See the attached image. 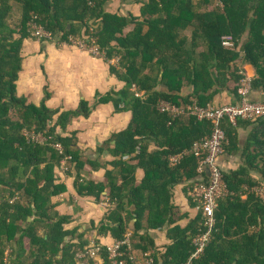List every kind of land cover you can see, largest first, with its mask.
<instances>
[{"label": "trees", "instance_id": "1", "mask_svg": "<svg viewBox=\"0 0 264 264\" xmlns=\"http://www.w3.org/2000/svg\"><path fill=\"white\" fill-rule=\"evenodd\" d=\"M108 2L0 0V264H97L96 259H78V253H86L89 247L83 236L64 244L71 235L65 230L70 219L58 214L53 198L65 191L57 184L55 171L67 157L71 160L66 173H76L80 196L100 201L106 190L110 191L113 208L99 227V235L111 234L115 241L130 235L133 251L150 254L152 264H184L193 252V238L203 231L202 212L195 226L169 232L171 237L179 236L165 253L141 233L143 225L152 230L172 222L171 190L177 184L185 180L194 187L207 182L206 174L197 172L196 157L185 153L211 135L212 125L187 114L162 113L159 103L168 102L179 109L194 103L208 107L216 95L229 92L233 83V105L238 104L242 54L256 72L252 90L264 91V0H149L141 18L107 13ZM16 16H20L18 29L11 26ZM32 22L51 32L58 43L68 42L70 37L86 43L95 40L107 61L120 60L124 71L114 66L111 70L125 88L97 97L93 104L83 101L77 110L63 113L17 97L20 53L23 41L32 38ZM226 37L232 39L234 48L224 46ZM185 86L193 88L187 96L182 92ZM134 87L137 93H144L142 98L136 97ZM110 102L116 107L123 104L133 119L105 145L114 146L112 154L118 159L114 170L106 173V183L96 184L85 181L81 174L85 163L75 147L76 135L68 137L61 132L66 133L74 119L87 118L99 105ZM240 121L235 126L227 119L222 123L224 153L238 152ZM32 135L45 141H34ZM153 144L154 152L150 151ZM182 155L177 163L171 162L172 157ZM260 168L264 177V166ZM139 169L145 178L137 186ZM257 169L250 165L223 173L229 195L219 201L217 232L195 264H264V228H259L264 225V203L255 195L246 201L241 197L244 186H255L250 172ZM129 205L137 209L132 233ZM253 228L258 230L250 235ZM95 244L100 245L98 241ZM126 252L127 264H136V258L132 260ZM100 257L104 264H111L106 246L101 245Z\"/></svg>", "mask_w": 264, "mask_h": 264}, {"label": "crops", "instance_id": "2", "mask_svg": "<svg viewBox=\"0 0 264 264\" xmlns=\"http://www.w3.org/2000/svg\"><path fill=\"white\" fill-rule=\"evenodd\" d=\"M148 2L149 0H109L106 12L141 18V11ZM131 28L127 30V33ZM247 37L248 35L244 36L243 40ZM20 56L22 65L16 82V93L17 97L26 99L28 104L35 106L45 104L49 109L63 113L77 110L83 101L93 104L97 97H103L109 93H120L125 88V84L111 70V66H114L124 71L118 58L106 61L95 58L78 48L60 46L54 42H40L32 38L23 41ZM238 67L241 73L246 74L252 80L256 77L254 67L245 62L244 54L241 55ZM234 88L235 84L231 83L229 92L225 91L216 95L211 106L233 105L236 97L230 91ZM162 90L167 91V88L162 86ZM192 91L193 88L188 86L182 90L185 96L191 94ZM143 96L144 93H140L139 98ZM249 99L256 103L263 102L264 91L252 90ZM132 119V112L125 110L123 104L116 107L110 102L99 105L87 118L74 119L66 133L61 132L68 137L76 135L75 147L85 163L81 173L85 181L96 184L106 183V173L114 170L113 163L118 158L112 154L114 146L105 147V145L112 136L125 131ZM237 137L238 152L225 151L218 163L223 173L235 171L240 167L248 168L250 165L258 168L250 172L255 186L243 187L241 197L242 201H246L249 195H253L252 189L264 187L261 185L264 183V177L260 170V167L264 166V161H262L264 159V119L257 122L241 120L237 128ZM156 150V145L153 144L150 151ZM94 166H97V169L93 168ZM55 173L57 184L63 185L65 191L62 195L53 198V202L57 205L58 214L70 219L65 225V230L71 235L65 239L64 244L74 243L80 236H83L84 240L89 242V246L95 241L106 247L112 245L115 240L111 234L99 235L98 232L113 208L108 198L109 189L100 201H96L94 197L78 194L75 187L76 173L73 172L70 175L60 169H57ZM135 177L136 185L139 186L145 178V172L139 169ZM120 184L121 181H119ZM191 189L189 182L183 180L171 190V206L173 207L170 215L171 223L163 228L152 230H148L143 225L145 229L141 234L150 236L155 248L161 253H165L168 247L174 245L176 242L174 238L179 236L175 234V237L173 235L171 237L170 231L175 228L185 230L194 225L200 216L199 205L190 198ZM146 195L147 192H145V197L148 196ZM136 210L135 205H129L128 211L132 216L129 223L131 233L135 230L138 221ZM124 216L127 217L126 214ZM262 227L264 228V225L259 228ZM257 230L256 228L250 229V235ZM134 256L136 264H146L142 254L134 252ZM96 260L97 264H104L101 258Z\"/></svg>", "mask_w": 264, "mask_h": 264}, {"label": "built area", "instance_id": "3", "mask_svg": "<svg viewBox=\"0 0 264 264\" xmlns=\"http://www.w3.org/2000/svg\"><path fill=\"white\" fill-rule=\"evenodd\" d=\"M30 36L40 42H54L60 46H68L78 48L80 50L88 52L95 58H101L106 60V55L97 46L95 40L92 43H86L85 41L70 37L69 41L58 43L51 32L46 31L42 26L35 22L29 24ZM224 46L227 48H234V43L231 38H224ZM107 61V60H106ZM120 61V60H118ZM243 78L237 84V93L240 101L236 105H224V106H208L201 107L197 104L187 106L185 109H179L178 107L171 105L168 102L161 101L158 109L160 112H168L173 116H179L181 114H187L196 118L199 122H210L212 125V133L209 137L204 138L202 141L196 142L192 149L185 153V155H194L198 161V174H206L207 182L192 187L190 191V198L199 205V209L202 212L203 218V231L200 235L196 236L192 240L193 252L184 264H195L200 260L209 245L211 244L214 234L217 232V220L215 213L219 207V201L229 195L227 184L224 180V175L219 167L218 160L224 154V145L226 143V134L222 127V123L227 119L232 125H237L239 120L248 122H257L264 119V101L252 102L249 96L252 91V78L240 73ZM137 97L140 94L136 92V88H133ZM34 141H45L42 136H30ZM57 150L61 151V146L56 145ZM183 158L182 156H176L171 158L173 164L177 163ZM71 157H67L62 163L60 170L64 173L69 171V161ZM252 194L255 195L264 203V187H258L252 189ZM126 248V250H123ZM86 253L79 252L78 259L83 260L85 258L97 259L100 257L101 245L95 244V242L86 248ZM109 253V259L111 264H127L124 260L126 251L129 252V256L134 260V251L132 249L130 235H128L123 241H115L112 245L107 246ZM144 260L146 264H152L150 254H146ZM97 261V260H96Z\"/></svg>", "mask_w": 264, "mask_h": 264}, {"label": "rangeland", "instance_id": "4", "mask_svg": "<svg viewBox=\"0 0 264 264\" xmlns=\"http://www.w3.org/2000/svg\"><path fill=\"white\" fill-rule=\"evenodd\" d=\"M16 17H17V18H14V21L11 20V26H12L13 28H15V29H18V19H19L20 16H16ZM17 36H18V35H17ZM17 36H16V37H17ZM243 74H244V73H243ZM245 75H246V74H245ZM246 76H247V75H246ZM38 140L41 141V140H40V137L38 138Z\"/></svg>", "mask_w": 264, "mask_h": 264}]
</instances>
